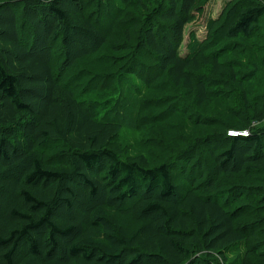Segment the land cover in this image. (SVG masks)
Here are the masks:
<instances>
[{
	"label": "trees",
	"instance_id": "trees-1",
	"mask_svg": "<svg viewBox=\"0 0 264 264\" xmlns=\"http://www.w3.org/2000/svg\"><path fill=\"white\" fill-rule=\"evenodd\" d=\"M197 1L135 0L142 27L122 76L145 67L152 79L167 75L193 89V72L218 69L221 51L206 54V46L197 55L179 54ZM246 3L211 22L219 39L247 42L262 33L264 0ZM98 18L86 0H0V264H212L217 256L227 263L251 239L257 243L251 253L264 258V217L240 224L246 208L236 207L251 201L264 212V93L252 107L244 97L251 125L199 138L174 165L130 159L120 144L123 123L98 119L85 91L77 92L79 76L70 74L107 44ZM230 64L239 86V74H259L255 61ZM206 84L195 85L199 106L211 99ZM231 130L250 136L230 138ZM51 149L60 151L56 159H46ZM175 165L183 176L192 165L185 185L177 184ZM103 212L130 221L134 231L112 227ZM102 239L110 247L99 245Z\"/></svg>",
	"mask_w": 264,
	"mask_h": 264
},
{
	"label": "rangeland",
	"instance_id": "rangeland-1",
	"mask_svg": "<svg viewBox=\"0 0 264 264\" xmlns=\"http://www.w3.org/2000/svg\"><path fill=\"white\" fill-rule=\"evenodd\" d=\"M134 1L86 0L90 13L95 15L96 19L97 13L100 14L98 23L103 27L101 29L108 40L105 46L97 47L93 56L85 59L81 64L78 63L70 71L71 76H79L75 85L77 92L85 91L81 94L82 98L98 119H116L123 123L120 139L123 154L130 159H138L144 155L151 167L163 164L174 165L179 157L182 158L188 152L189 146L199 144V138L224 135L230 126L240 129L251 125L252 111L248 112L249 115L243 114L245 112L244 97L247 96L248 103L252 107L259 94L264 93V26L262 33L255 35L253 41L237 40L233 43L217 37L219 26L216 29L210 28L211 22L218 21L232 8L243 5L246 7L247 0L197 1L196 7L191 12V22L185 27L179 54L181 56L197 55L206 46L209 47L203 51L206 54L216 50L222 53L218 59V69L211 65L192 73L193 89L184 83L175 86L167 75L152 79L145 67H141L135 76H122L133 61L137 33L142 27L139 22L142 16L135 11ZM133 19L134 21L138 19L137 24L140 26L129 22ZM126 32L132 35V41L126 38ZM213 42H215L214 45H212ZM115 45L119 48L114 51ZM212 48L215 49L211 50ZM259 48L261 51H257ZM57 49L59 50L58 46ZM242 49H254V52L241 54ZM57 53L61 56L60 50ZM252 53H257L256 58ZM198 60L201 61V57ZM254 61L259 74L250 78V71L243 72L239 74V77L243 79L241 86L233 83L229 69L235 66L230 67V63H236L241 67ZM62 62V60L57 62L55 71H59ZM122 67L124 69L121 71ZM200 81L207 82L209 96H211L209 102L201 106L196 103L197 94L194 91L195 85ZM124 84H126L127 92L121 94ZM118 97H122L120 101ZM197 120L215 123L201 127V124H195ZM59 150H61L60 146ZM59 150L47 151L46 159H56L60 155ZM205 159L212 164V159ZM183 164L181 165L185 168ZM192 165L186 168L184 176L175 165L174 173L180 175L176 177L178 185H185V180L192 171ZM240 206L246 208L243 211L244 216L238 221L240 224L264 217V212L256 210L260 208L255 202L242 201L236 207ZM102 215L104 219L113 223L112 227H122L124 234L130 235L135 229L134 225H130V221L114 218L107 212H103ZM105 225L106 236H113L114 229ZM108 240L102 239L99 245L110 247ZM110 243L115 245L112 239ZM256 244L255 240L251 239L235 247L228 256L227 263L217 256L212 264H264L263 257L251 253ZM259 251L264 249L261 248Z\"/></svg>",
	"mask_w": 264,
	"mask_h": 264
},
{
	"label": "built area",
	"instance_id": "built-area-1",
	"mask_svg": "<svg viewBox=\"0 0 264 264\" xmlns=\"http://www.w3.org/2000/svg\"><path fill=\"white\" fill-rule=\"evenodd\" d=\"M228 136L230 138H236V137L247 138L250 136V131L249 130H245V131L232 130L228 132Z\"/></svg>",
	"mask_w": 264,
	"mask_h": 264
}]
</instances>
